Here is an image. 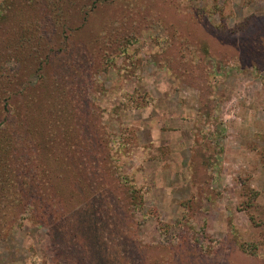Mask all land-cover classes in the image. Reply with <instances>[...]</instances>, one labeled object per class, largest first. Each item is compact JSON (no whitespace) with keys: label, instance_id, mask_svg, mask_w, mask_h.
<instances>
[{"label":"rangeland","instance_id":"374dc122","mask_svg":"<svg viewBox=\"0 0 264 264\" xmlns=\"http://www.w3.org/2000/svg\"><path fill=\"white\" fill-rule=\"evenodd\" d=\"M15 178L0 264H264V0H0Z\"/></svg>","mask_w":264,"mask_h":264},{"label":"trees","instance_id":"16d2710c","mask_svg":"<svg viewBox=\"0 0 264 264\" xmlns=\"http://www.w3.org/2000/svg\"><path fill=\"white\" fill-rule=\"evenodd\" d=\"M40 2H42V1H40ZM75 2H76V0H73V3H75ZM40 5H41V3H40ZM40 24H41V22H40ZM88 90H89L88 84L84 80V81H82V85H80L78 88H76L75 91H76L77 94H80L81 92H83V94H86V92ZM87 95H91V93H87ZM82 118H83V120H81L82 122L80 124L77 122L78 123V124H76L77 127H79L81 124H83L85 122L86 117L84 115H82ZM76 132H77V130H76ZM30 135L33 136L32 133H30ZM96 135H97V141H96V143L98 142L97 143L98 145L96 146V150L93 151L92 153L96 156L98 162H97V165H94L95 167L93 168V173H94V171H96L97 169H99V165H100L99 164V161H101L103 159L102 157H100L101 156V149L103 148L102 146H103V143H104L103 142V135H101L100 133L99 134H96ZM101 136H102V138H100ZM77 139L79 141V145H78V148H76L77 149L76 152H74V153L77 154L81 159H83L84 158V155L86 154V152L89 149V147H87L86 145L83 146V143H85V144H91V142H92V135H85V134L79 133L78 136H77ZM35 145H36V149H37V143H35ZM4 147H7V146H4ZM40 147H41L40 148V159L41 160H46V157L49 158V160H46L45 162L43 161V163H44L43 165L44 166H55L53 164L57 161V159L56 158L54 159L52 156H47V154L50 153L51 148L47 144L46 140L45 141L43 139L40 140ZM5 149L6 148H3V150H5ZM43 155H46V156L42 157ZM11 156H12V153L11 152H10L9 155L6 154V157L11 158ZM72 160H73V162L71 164L70 163V159H69V164H67L68 165V168H71L72 171L75 174H77L79 176H82V178L80 179V178H77V177L76 178L70 177L71 178L70 179L71 180L70 183H72V184L74 183V185H75L77 182H81L80 187H84L86 189V191L91 194V192H92L91 191L92 190L91 189L92 188V185L95 184V179H96V177L98 175H94L93 173L91 175L90 168L88 169L86 167V164H84V163H78L79 162V159L73 158ZM4 161H5L4 163H6V159H4ZM6 165H8V163H6ZM88 167H92V165L89 163L88 164ZM43 170L45 172V169H43ZM83 175H84V177H83ZM90 176L92 177V180H91ZM93 176H94V179H93ZM73 180H75V181L72 182ZM91 181H92L93 184L90 186ZM10 186H12V189H14V190L17 189L18 182L16 181V178H15V180L12 181V183H9L8 180L0 179V198H4L5 193L3 194V192L6 191L8 193V190H9L8 188H10ZM11 191L12 190L10 189V192L8 193V195H10ZM97 192H100V191H97ZM110 198H113L110 193H106V195H102V198H101L102 201H101V203L103 205H106V208L109 205V203H107L106 200H110ZM111 200L114 201V199H111ZM0 202H2V200ZM6 207H7L6 205H4L3 203H0V217H3L5 215ZM41 207H42V205L40 204V209H41ZM4 223H5V221H4ZM0 224H2V221H0Z\"/></svg>","mask_w":264,"mask_h":264}]
</instances>
